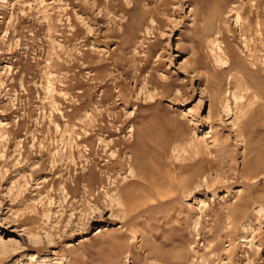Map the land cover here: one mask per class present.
I'll return each mask as SVG.
<instances>
[{
    "label": "rangeland",
    "instance_id": "1",
    "mask_svg": "<svg viewBox=\"0 0 264 264\" xmlns=\"http://www.w3.org/2000/svg\"><path fill=\"white\" fill-rule=\"evenodd\" d=\"M0 264H264V0H0Z\"/></svg>",
    "mask_w": 264,
    "mask_h": 264
},
{
    "label": "bare ground",
    "instance_id": "2",
    "mask_svg": "<svg viewBox=\"0 0 264 264\" xmlns=\"http://www.w3.org/2000/svg\"><path fill=\"white\" fill-rule=\"evenodd\" d=\"M130 165H134L135 167H137L140 170L139 172L145 170L149 166L148 163L141 161L137 154L134 155L133 159L130 162Z\"/></svg>",
    "mask_w": 264,
    "mask_h": 264
}]
</instances>
